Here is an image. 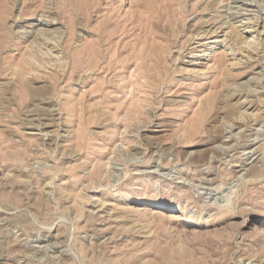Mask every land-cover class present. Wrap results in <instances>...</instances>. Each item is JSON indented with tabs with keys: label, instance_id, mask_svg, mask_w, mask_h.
<instances>
[{
	"label": "rangeland",
	"instance_id": "obj_1",
	"mask_svg": "<svg viewBox=\"0 0 264 264\" xmlns=\"http://www.w3.org/2000/svg\"><path fill=\"white\" fill-rule=\"evenodd\" d=\"M0 264H264V0H0Z\"/></svg>",
	"mask_w": 264,
	"mask_h": 264
},
{
	"label": "bare ground",
	"instance_id": "obj_2",
	"mask_svg": "<svg viewBox=\"0 0 264 264\" xmlns=\"http://www.w3.org/2000/svg\"><path fill=\"white\" fill-rule=\"evenodd\" d=\"M232 1V0H231ZM238 4V3H237ZM250 5V4H249ZM244 7H242V9H243ZM250 8V7H249ZM263 8V7H262ZM239 9V8H238ZM252 9V8H251ZM259 9V8H258ZM230 10V9H229ZM241 11V10H240ZM240 11H238V12H240ZM246 11H249V9L247 10L246 9ZM243 12V11H242ZM233 13H234V11H233ZM235 13H237V12H235ZM259 13V12H258ZM246 14H247V12H246ZM239 15H240V13H239ZM241 15H245V13H243V14H241ZM47 15H45V14H40V15H38V19H36L37 20V22H36V24H34V26L32 27V29H30V30H27L26 28H24V29H22V31L20 32V35L22 34V36H24V37H26V38H32L31 39V42H30V46H29V48H31L30 50L32 51V53L33 54H40L41 56H43V57H48L49 55H51L52 54V52L54 51L53 49L54 48H56L58 45H59V42H60V39H61V37H62V34H63V31L62 30H56L57 28L56 27H54V19H50V18H48V17H46ZM233 17V19H236V17H237V14H236V16H234V15H232ZM50 17V16H49ZM247 17V16H246ZM251 17V16H250ZM258 17H259V15H258ZM227 18H228V20L227 21H224L223 22V24L225 23V24H227V23H230V19L229 18H231L230 17V15L229 16H227ZM243 19V18H242ZM248 19H250V18H247V20ZM253 19H254V17H252V20L251 21H253ZM241 21V20H240ZM252 23H254L252 26L251 25H249V24H244V26H246V27H248V29L250 30V29H253V27L254 26H256V24L255 23H257V21L256 22H252ZM228 26V25H227ZM251 32H255V30H250ZM253 35V34H252ZM21 36V37H22ZM250 41H247L246 42V45H247V50H248V52H253L254 51V49H253V46H252V49H253V51H251V48H250ZM255 48V47H254ZM203 51H205V50H203ZM232 51V50H231ZM245 52V51H244ZM247 52V51H246ZM28 56H30V58H32V54H30V55H28ZM34 57V56H33ZM60 59V58H59ZM58 59V60H59ZM45 60H47V58L45 59ZM33 61V60H32ZM49 61V60H48ZM47 61V62H48ZM239 62V61H238ZM13 76V75H12ZM252 93H254V91L252 92ZM251 93V94H252ZM238 94H240L238 91L236 92V94L235 95H238ZM246 99V98H245ZM244 101V100H243ZM242 101V102H243ZM248 101V100H247ZM250 102H246L244 105H243V107L244 106H246L247 104H249ZM249 107H251V104L249 105ZM43 125H48V124H43ZM235 125V124H234ZM231 129H229L228 131H224L225 133H229V134H231V131H230ZM234 135V134H233ZM232 135H228V137H231ZM243 137V136H242ZM255 138V137H254ZM229 140V139H228ZM224 141V140H223ZM226 142V141H225ZM234 143V142H233ZM250 143H252V142H250ZM226 146V145H225ZM225 148H223V150H224ZM226 150V149H225ZM224 150V151H225ZM229 150V149H228ZM251 150V149H250ZM223 151V152H224ZM245 151V150H244ZM247 151V150H246ZM243 152V151H242ZM228 155V154H227ZM246 159H248L247 157H246ZM246 162V161H245ZM243 166V165H242ZM207 186V185H206ZM211 186V185H210ZM215 188V187H214ZM218 188V187H217ZM215 190V189H214ZM217 190V189H216ZM222 193V192H221ZM5 224V223H4ZM26 234V233H25ZM40 252V251H39ZM23 253H24V251H23ZM32 254H34V253H32ZM47 254V253H46ZM38 256V255H37ZM51 256V255H50ZM39 257V256H38ZM41 257V256H40ZM53 260V259H52Z\"/></svg>",
	"mask_w": 264,
	"mask_h": 264
}]
</instances>
